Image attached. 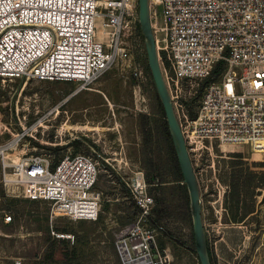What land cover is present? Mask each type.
Wrapping results in <instances>:
<instances>
[{"label": "built area", "instance_id": "obj_1", "mask_svg": "<svg viewBox=\"0 0 264 264\" xmlns=\"http://www.w3.org/2000/svg\"><path fill=\"white\" fill-rule=\"evenodd\" d=\"M149 6L174 110L171 83L185 84L194 95L202 88L194 119L183 114L181 120L175 112L190 159L198 143L249 146L264 155V0H149ZM138 37V0H0V78L74 82L88 89L120 63L131 62L128 42ZM15 143L0 145L6 185L12 176L29 199L52 203L72 222L99 219L100 167L93 156L70 154L54 163L30 155L9 164ZM120 179L137 209L119 244L122 259L158 264L150 185L142 173ZM11 221L6 215L5 222Z\"/></svg>", "mask_w": 264, "mask_h": 264}, {"label": "rangeland", "instance_id": "obj_2", "mask_svg": "<svg viewBox=\"0 0 264 264\" xmlns=\"http://www.w3.org/2000/svg\"><path fill=\"white\" fill-rule=\"evenodd\" d=\"M158 13L163 26L161 7ZM102 32L99 28V38ZM128 43L131 62L120 63L88 89L74 82L0 78V145L18 140L7 161L35 155L57 163L70 154L93 156L100 167L96 190L102 194L97 221L72 222L52 203L29 199L22 187L6 185L0 163V264H50L46 257L50 237L65 240L71 251L75 248L69 264H126L119 244L137 209L120 178L136 173L144 175L155 198L150 225L155 229L154 220L159 222L170 188L157 186L158 178L163 174V183L172 182L164 176L169 152L165 119L151 110L153 87L144 39L132 38ZM166 69L172 76L170 65ZM171 88L178 102L175 112L181 120L183 114L194 119L202 88L196 95L185 84L171 83ZM192 147L213 257L220 254L223 264H264V155L249 146L198 143ZM236 155L240 167L233 168ZM239 168L252 173V183L238 179ZM231 212H236V220ZM6 215L12 217L8 224ZM160 254L158 264H170L162 249ZM175 264L198 261L183 259Z\"/></svg>", "mask_w": 264, "mask_h": 264}, {"label": "water", "instance_id": "obj_3", "mask_svg": "<svg viewBox=\"0 0 264 264\" xmlns=\"http://www.w3.org/2000/svg\"><path fill=\"white\" fill-rule=\"evenodd\" d=\"M139 4V26L144 38L148 67L151 71L153 81L162 103L169 132L174 144L179 166L183 175L184 183L188 189L196 236V250L200 264H211L208 243L205 234L204 224L201 217L200 191L198 180L186 147V143L178 122L173 102L167 89L161 61L157 51L155 37L152 31L149 0H138ZM154 252L156 250L154 249Z\"/></svg>", "mask_w": 264, "mask_h": 264}, {"label": "flooded vegetation", "instance_id": "obj_4", "mask_svg": "<svg viewBox=\"0 0 264 264\" xmlns=\"http://www.w3.org/2000/svg\"><path fill=\"white\" fill-rule=\"evenodd\" d=\"M179 163V162H178ZM180 167V166H179ZM167 174L165 178L172 180L170 183H163V174L161 178H158L157 186L169 188V199L164 204L162 209L159 222L154 220V231L158 232L157 237L161 235L162 243L156 242V257L159 258L160 249L165 252L166 258L170 264H175L180 260L191 261L196 259L200 264V259L197 254L196 236L193 220V211L191 208L190 196L188 189L184 183L183 175L182 180H177L172 171L171 159L168 153L167 156ZM181 170V169H180ZM182 174V172H181ZM162 201V199H161ZM200 206H201V217L205 229V200L200 193ZM233 218L236 220V212H231ZM206 234V229H205ZM207 237V236H206ZM209 254L211 264H223V257L220 254H215L213 257L209 247Z\"/></svg>", "mask_w": 264, "mask_h": 264}, {"label": "trees", "instance_id": "obj_5", "mask_svg": "<svg viewBox=\"0 0 264 264\" xmlns=\"http://www.w3.org/2000/svg\"><path fill=\"white\" fill-rule=\"evenodd\" d=\"M139 32L141 37L143 38V35L141 33L140 30V26H139ZM144 39V38H143ZM162 59L164 62V65L166 68L169 67V63L166 60V56L165 54H162ZM221 67H218L214 73V77H217L219 72H220ZM149 70V74H150V78H151V84L153 87V90L151 91V110L157 114V115H162L165 119V130H164V134L166 135V140H167V146L169 148V155H170V159H171V165H172V171L174 173V176L177 180H182V174H181V170L179 167V163H178V159H177V155L175 152V148H174V144L169 132V128H168V123L166 120V116H165V112L162 106V103L160 101V98L158 96L154 81H153V77L151 74V71L148 67ZM234 161L233 164V168H237L240 167V162H238L237 160L240 159L239 156H234ZM236 175L238 177V179L240 181H247L249 180L248 183H252V173L248 172L245 173L244 170H242L241 168H239V170L236 172ZM247 183V184H248ZM244 184V183H243ZM245 185V184H244ZM243 185V186H244ZM153 221V218H152ZM60 242V243H59ZM59 243V244H58ZM49 246H48V250L46 251V257L49 260L50 264H58V262H60V264H69L70 260H74V256H75V248L71 251L68 248V244L65 240H56L52 237L49 238V242H48ZM62 245V248H59ZM56 246H59L58 248H56Z\"/></svg>", "mask_w": 264, "mask_h": 264}, {"label": "bare ground", "instance_id": "obj_6", "mask_svg": "<svg viewBox=\"0 0 264 264\" xmlns=\"http://www.w3.org/2000/svg\"><path fill=\"white\" fill-rule=\"evenodd\" d=\"M15 146L17 147V144H16V143L14 144V148H15ZM14 148H13V150H14ZM8 163H9V164H15V163H17V162H11V163L8 162ZM10 177H11V179H9L10 182H8L7 185L15 184L14 182H12V181L14 180L13 177H12V176H10ZM129 264H135V263L130 262Z\"/></svg>", "mask_w": 264, "mask_h": 264}]
</instances>
